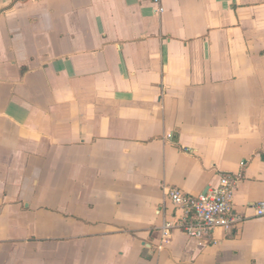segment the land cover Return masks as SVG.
I'll use <instances>...</instances> for the list:
<instances>
[{"label": "crops", "instance_id": "0c3cea01", "mask_svg": "<svg viewBox=\"0 0 264 264\" xmlns=\"http://www.w3.org/2000/svg\"><path fill=\"white\" fill-rule=\"evenodd\" d=\"M262 200L264 0H0V264H264Z\"/></svg>", "mask_w": 264, "mask_h": 264}, {"label": "built area", "instance_id": "2783aa9c", "mask_svg": "<svg viewBox=\"0 0 264 264\" xmlns=\"http://www.w3.org/2000/svg\"><path fill=\"white\" fill-rule=\"evenodd\" d=\"M237 178L222 175L217 187L198 196H190L178 189L168 190V198L174 208L182 213V218L165 223L160 233L167 238L173 229L182 230L189 238L207 240L217 229L229 231L242 222L233 213V197ZM255 216L264 219V200L254 206Z\"/></svg>", "mask_w": 264, "mask_h": 264}]
</instances>
